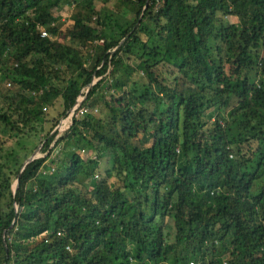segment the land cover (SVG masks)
Listing matches in <instances>:
<instances>
[{
  "label": "trees",
  "instance_id": "trees-1",
  "mask_svg": "<svg viewBox=\"0 0 264 264\" xmlns=\"http://www.w3.org/2000/svg\"><path fill=\"white\" fill-rule=\"evenodd\" d=\"M95 2L0 0V264H264V0Z\"/></svg>",
  "mask_w": 264,
  "mask_h": 264
},
{
  "label": "rangeland",
  "instance_id": "rangeland-1",
  "mask_svg": "<svg viewBox=\"0 0 264 264\" xmlns=\"http://www.w3.org/2000/svg\"><path fill=\"white\" fill-rule=\"evenodd\" d=\"M113 1L114 0H109L105 3H101L100 1L96 0V7L100 8V7H105L107 10L112 9L113 7ZM102 4H104L103 6H101ZM57 13L59 14V18L60 21L62 22V29H64L67 25H70L71 23V16H70V9H68V7L66 5H63L62 2H60L59 7L57 8ZM63 36V34H61ZM100 39V38H99ZM99 39H95L96 42L98 43H102L101 40ZM133 61V60H132ZM96 77L94 76L92 81L93 83L95 82ZM9 82V84L7 83ZM11 85V81L10 80H0V106H5L4 105V98H3V92L2 90L5 89V87L10 86ZM87 89V88H86ZM85 89V91H86ZM45 107H48L47 105ZM58 107L61 109V106L58 105ZM5 108V107H4ZM97 110V109H96ZM95 110V111H96ZM54 111V110H53ZM56 113V111L54 112V114ZM59 121V119H58ZM45 128L39 129L40 131H38L36 134H34V136L31 137V140L33 142H29L30 139L26 138V137H22V140L27 141V152L29 153L28 155H30L37 147H41L42 145V140H44L42 138L43 133L45 132L46 128H47V124H44ZM3 124H0V137H2L3 141L5 142L2 145V152L5 151L6 149H8L9 147H11L13 144L15 145V139L17 138V136L14 135V132L11 130H8L6 132H3ZM56 126V124H55ZM55 126L53 127L54 130H56L57 128H55ZM53 129L51 130V132H53ZM19 138V137H18ZM38 149V151H40ZM37 151V152H38ZM37 152L35 153V155L37 154ZM23 153V150H21V154ZM40 153V152H39ZM82 154H85L84 151H82ZM108 164V160L105 162V160L102 163V167H105V165ZM14 182H15V178L13 179L12 182V187L14 186Z\"/></svg>",
  "mask_w": 264,
  "mask_h": 264
},
{
  "label": "built area",
  "instance_id": "built-area-1",
  "mask_svg": "<svg viewBox=\"0 0 264 264\" xmlns=\"http://www.w3.org/2000/svg\"><path fill=\"white\" fill-rule=\"evenodd\" d=\"M41 35L50 36V33L45 27H42ZM99 40L102 41V38H100ZM7 83L9 84V82ZM78 98H80V95L78 96ZM43 108L45 109L46 107L44 106ZM90 109L96 110V107L92 108L88 105H81V102L77 103V99H76L75 103L71 107H69L63 114L60 115L59 121L57 122L55 128L59 130L66 129L70 125V122L73 117L82 115L85 112L89 111Z\"/></svg>",
  "mask_w": 264,
  "mask_h": 264
},
{
  "label": "water",
  "instance_id": "water-1",
  "mask_svg": "<svg viewBox=\"0 0 264 264\" xmlns=\"http://www.w3.org/2000/svg\"><path fill=\"white\" fill-rule=\"evenodd\" d=\"M93 84V81L91 80L89 83H88V87L86 89V91L80 96V98L77 97V103H80L82 101V99L85 97V94L86 92L88 91L89 87ZM54 131V129H53ZM39 147H37L30 155H28L23 163H22V166L20 168V171L24 168V166L27 164V162H29L30 160H32L35 156V153L38 151ZM18 186V177L15 178V182H14V186L12 187V191L15 192L16 190V187Z\"/></svg>",
  "mask_w": 264,
  "mask_h": 264
},
{
  "label": "bare ground",
  "instance_id": "bare-ground-1",
  "mask_svg": "<svg viewBox=\"0 0 264 264\" xmlns=\"http://www.w3.org/2000/svg\"><path fill=\"white\" fill-rule=\"evenodd\" d=\"M81 96V95H80Z\"/></svg>",
  "mask_w": 264,
  "mask_h": 264
}]
</instances>
